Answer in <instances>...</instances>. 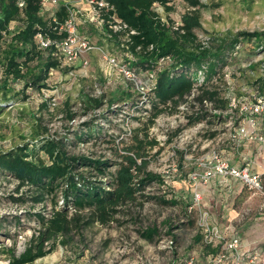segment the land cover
<instances>
[{
    "label": "rangeland",
    "instance_id": "obj_1",
    "mask_svg": "<svg viewBox=\"0 0 264 264\" xmlns=\"http://www.w3.org/2000/svg\"><path fill=\"white\" fill-rule=\"evenodd\" d=\"M201 1L206 7L200 8L201 27L195 32L204 46L214 44L213 37L229 32L264 30V0ZM70 4L77 29L82 35L100 44L106 54L116 56L121 64L126 60L132 63L138 59L123 48L121 37L119 40L110 37L102 27L95 28L89 23L87 18H91L92 14L86 3L70 0ZM169 6L170 10L158 4L154 8L163 21L172 20L175 27L181 15L190 7L184 0H171ZM22 24L17 15L10 21L8 32L0 42V153L26 143L29 146L38 144L46 137L66 135L72 140L70 132L79 129L80 123L91 116V112L80 114V104L85 94H102L106 101L110 97H118L123 90L132 89L131 98L138 103L134 109L126 111L133 102L129 101L126 106L122 102L112 104L110 109L114 114L106 112V102L95 110L105 111L108 122L99 124L103 125V133L115 138L113 143L100 139L76 142L67 147L75 154L87 153L95 158H108L112 162L121 160L124 148L133 142V131L144 124L147 115L144 108H150L146 102L147 88L139 84L131 87L129 79L119 68L108 65L97 50L82 52L75 61L60 65L59 69H51L47 79L48 88L39 90L24 86L30 74L37 69L35 62L30 64L25 80L9 78L7 85H4L2 64L12 36ZM163 58L156 61L162 63ZM82 59L88 61L86 70L80 68ZM227 59L219 77L212 80L219 95L229 98L231 102V106L221 112V120L213 116L220 111L213 109L210 102L194 99L198 94L194 91L172 113L165 111L158 115L148 129V137L157 144L146 146V158L149 160L147 169L163 173L170 167L177 168V172L166 179L168 185L152 182L142 191V196L122 205L107 223L96 220L84 225L79 232L73 230L69 237H58L51 253L28 264H171L172 260L187 253L193 252L196 256L193 239L199 209L203 208L208 211L209 221L228 234L238 233L243 249L255 247L264 252V194L230 177L216 175L206 183L196 184L189 179L191 173L203 171L201 163L213 152L234 166L248 167L261 176L264 174V145L261 151L257 148L256 140L232 137L243 114L241 107L254 100L259 92L257 79L264 73V48H255L251 42H241L231 58ZM142 79L145 84V72ZM42 102H46V107L41 106ZM66 102L71 110L78 112L70 120L65 117ZM199 108V112L205 115L204 120L188 125L187 116L196 113L195 110ZM243 142L247 144L243 145ZM108 178L102 177L103 180ZM17 185L18 181L11 176L0 173V264H7V254L3 252L5 247L14 248L19 254L36 233L38 224L35 219L27 220L28 213L47 215L53 207L47 198L38 203L31 201L27 187ZM195 191L200 192L201 205L194 207L191 213L194 223L182 224L188 218L184 205ZM11 196H23L25 201L14 202ZM173 196L177 199L175 204L160 201L161 198L171 200ZM56 200L55 208H58L62 199L58 196ZM72 211L70 207L69 213ZM88 214L83 212L80 221L90 220ZM152 227L158 230L152 240L141 237L143 230ZM168 229L170 234L166 233ZM172 234L177 238L170 244Z\"/></svg>",
    "mask_w": 264,
    "mask_h": 264
},
{
    "label": "trees",
    "instance_id": "obj_2",
    "mask_svg": "<svg viewBox=\"0 0 264 264\" xmlns=\"http://www.w3.org/2000/svg\"><path fill=\"white\" fill-rule=\"evenodd\" d=\"M102 1L107 3V6L101 9L104 18L102 28L110 37L118 40L121 37L124 41L120 43L123 48L131 55L137 56L138 59L132 63L126 60L134 76L129 80V84L131 87L139 84L147 88L146 102L150 108H144V111H147L144 124L133 131L134 134L131 136L133 142L124 148L125 152L119 161L95 158L87 153H71L67 147L76 142L100 139L106 143H113L115 138L103 133V125L99 124L108 122L105 111L95 110L100 109L106 102V112L114 114L110 109L112 104L122 102V105L126 106L129 101H133L131 88L106 101L102 94L97 96L85 94L80 104L82 108L80 114L86 115L91 112V116L80 123L79 129L75 128L70 132L72 140L66 135L46 137L39 140L38 144L29 146L26 143L0 153V173L18 181V187L26 186L31 201L38 203L47 198L53 203L52 210L47 215L41 212L28 213L27 220L35 219L38 229L19 254H16L12 247L3 249L7 254V264L32 263L51 253L58 237H69L73 230L79 232L84 225L96 220L102 224L110 221L122 205L142 196V191L152 182L162 186L168 185L162 173L147 169L149 160L146 158V146L152 147L157 144L153 138L148 137L149 127L154 124L158 115L165 111L172 113L180 102L185 101L194 91L198 92L194 99L199 102H210L213 109L220 111L213 116L221 120V112L228 109L231 102L229 98L219 95L212 80L219 77L222 67L227 64V58H231L241 42H251L255 48H264V30H241L235 34L229 32L223 36L213 37L215 43L204 46L197 39L195 32L201 27L200 8L206 7L201 0H184L190 9L181 15L180 22L175 27L172 20L163 21L154 8V5L158 4L170 10L171 0ZM41 9L42 6L37 0H27L23 8H18L15 0H0V42L8 32L12 19L18 15L23 22L12 36L5 54L2 64L4 85H7L9 78L15 81L25 80L30 64L35 62L37 69L30 74L24 86L36 87L39 90L48 88L50 70L59 69L62 65L63 54L56 43L66 36V32L59 30V26L68 17L69 10L64 4L56 7L53 15L42 14ZM110 25L120 27L114 30ZM38 33L50 38L52 42L48 47L38 46L35 38ZM161 57L165 59L162 63L156 61ZM144 72L147 79L145 84L142 79ZM257 83L259 84L257 96H262L264 73L257 79ZM137 104L131 102L126 111L134 109ZM1 106L0 104V111ZM41 106L46 107V102H42ZM195 111L196 113L187 116L188 125L204 120L205 115L199 112L200 108ZM77 114L78 112L71 110L66 102L65 117L70 120ZM244 115L242 114V117ZM208 122L211 123L210 120ZM37 133L38 131L35 132ZM113 166L114 169L111 170ZM259 176L260 193L264 194V174ZM102 177L109 178L103 180ZM58 196L62 199V204L55 208ZM11 199L14 202L25 201L23 196H11ZM170 199L161 198L160 201L166 204L176 203L177 199L175 200L174 196ZM70 207L73 209L71 213ZM193 208L190 199L184 205V213L188 218L181 222L182 224L193 225L194 218L191 214ZM83 212H89L90 220L80 221ZM1 221L0 219V225ZM166 233L170 234L171 231L168 229ZM157 234L158 230L152 227L143 230L141 237L152 240ZM176 238L177 235H171L172 242L176 241ZM201 238L202 233L197 226L193 239L197 250V262L207 264L205 259L208 256L213 257L217 248L203 245ZM261 252L264 253L262 250ZM186 255L172 260L171 264H182Z\"/></svg>",
    "mask_w": 264,
    "mask_h": 264
},
{
    "label": "built area",
    "instance_id": "obj_3",
    "mask_svg": "<svg viewBox=\"0 0 264 264\" xmlns=\"http://www.w3.org/2000/svg\"><path fill=\"white\" fill-rule=\"evenodd\" d=\"M27 0H15L18 8H23ZM42 6L41 12L53 15L56 7L64 4L69 10V15L60 24L59 30L66 32V36L56 43L63 54V64L75 61L82 52L89 50H97L111 67H118L119 71L129 80L133 76V72L128 68V63L121 64L116 56L106 54L101 45L94 43L86 35H82L77 29L75 16L71 11L70 0H37ZM86 3L88 11L92 14L91 18H87L90 24L95 28H101L104 22L102 17V8L107 6V3L102 0H80ZM114 30L119 29L118 25H110ZM37 44L40 48H46L51 44L48 36L40 33L35 36ZM80 68L86 70L88 61L80 60ZM242 113L245 114L239 120L236 131L233 132V139L242 137L252 139L264 144V133L249 131L248 128L255 129L257 118H264V95L256 96L248 104L241 107ZM203 171L201 173L193 172L189 179L194 183H206L208 179L216 175L223 178L230 177L238 179L249 189L260 192V176L257 172L250 170L248 167H237L230 164L228 161L220 157L219 154L213 152L211 156L201 163ZM177 172V168L170 167L163 171L164 177L167 179ZM192 207L201 205L200 192H193L191 197ZM197 226L201 230L203 245L215 246L217 252L213 257H207V264H264V254L255 247L243 249L241 238L238 233H230L222 230L219 225L209 221V214L206 208L199 209ZM172 244V240L169 241ZM185 261L182 264H198L194 253H188Z\"/></svg>",
    "mask_w": 264,
    "mask_h": 264
},
{
    "label": "crops",
    "instance_id": "obj_4",
    "mask_svg": "<svg viewBox=\"0 0 264 264\" xmlns=\"http://www.w3.org/2000/svg\"><path fill=\"white\" fill-rule=\"evenodd\" d=\"M248 130L249 131H254V132H257V133H264V118H262V117H258L257 118V124H256V127H255V129L253 130V129H251V128H248ZM252 143V142H251ZM256 143V145H257V148L259 149V150H261L262 151V148H263V143L262 142H255ZM254 143V144H255ZM245 144H247V142H243V145H245ZM256 155V154H255ZM257 156V155H256ZM253 171V170H252ZM219 177H221V176H219ZM235 180H238V179H235ZM239 181V180H238ZM239 182H241V181H239ZM242 183V182H241ZM244 185V184H243Z\"/></svg>",
    "mask_w": 264,
    "mask_h": 264
}]
</instances>
